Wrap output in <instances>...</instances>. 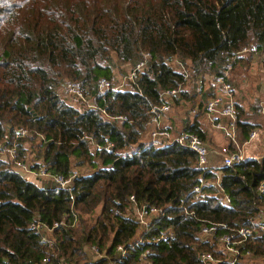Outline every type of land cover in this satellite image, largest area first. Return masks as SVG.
<instances>
[{
  "label": "trees",
  "instance_id": "16d2710c",
  "mask_svg": "<svg viewBox=\"0 0 264 264\" xmlns=\"http://www.w3.org/2000/svg\"><path fill=\"white\" fill-rule=\"evenodd\" d=\"M253 44L257 53L250 57H262L264 67V0H0V151L15 146L26 164L27 136L17 134L25 129L40 139L30 169L73 178L63 191L0 159V264H42L47 257L55 264H119L118 248L139 238L127 214L133 196L139 206L172 209L153 228L152 242L132 249L124 264H204L203 253L226 264L218 243L198 233L206 222L249 226L259 201L264 205L258 193L264 159L222 171L221 193L232 200L225 206L216 178L202 177L195 152L176 144L150 147L143 137L163 91L181 89L177 102L197 99L184 89L189 78L168 60L215 76L224 54L236 56ZM144 54L151 55L144 72L115 91L114 58L134 68ZM67 80L83 85L85 104L93 107L65 102L59 88ZM102 80L111 83L105 94ZM236 110L238 142L246 143L258 126L242 120L237 104ZM183 132L206 138L197 120ZM109 144L111 152L98 149ZM234 149L230 144L227 152ZM84 166L93 170L75 171ZM203 179L210 185L194 202ZM99 208L89 223L86 216ZM39 218L49 229L60 224L54 249L30 228ZM171 228L173 237L155 242ZM94 247L103 256L96 262ZM243 251L264 264V237L255 236Z\"/></svg>",
  "mask_w": 264,
  "mask_h": 264
},
{
  "label": "built area",
  "instance_id": "2783aa9c",
  "mask_svg": "<svg viewBox=\"0 0 264 264\" xmlns=\"http://www.w3.org/2000/svg\"><path fill=\"white\" fill-rule=\"evenodd\" d=\"M257 53V47L255 44L245 48L242 52L238 53L236 56H230L229 54H224V57H227V61L224 63L219 75H213L214 86L216 89V94L213 97H206L204 93V84L200 79H195L197 87L195 93L201 99V102L204 103L203 111L209 118L213 128L222 133L223 136L229 141V143L237 149L236 151L230 152L228 155H221L211 150L206 140L201 138L199 135L189 132H181L177 135L173 134L171 126L168 124L166 118L167 115L172 110V100L179 96L181 89L163 91L161 93L162 103L158 106H155L151 110V119L147 124L148 132V141L150 147H162L167 145H178L182 148L189 149L195 152L198 156V168L202 170L203 178L207 175L213 176L216 178V185L219 188L223 204L225 206H230L232 200L228 195L221 193V176L222 171L231 167L241 166L249 161H261L259 158L253 159L248 158L245 154L243 147L240 146L238 142V130L237 122L238 115L236 110V101H234V89L231 85L230 75L235 72V63L239 58H243L246 55H253ZM151 60L150 54H144L143 59L132 68L128 78L129 83H135V79L138 75L147 67L148 62ZM168 63H171L176 67L178 71L186 74L187 78H190V73L188 71L187 65L179 61L178 59L168 60ZM192 69V68H191ZM193 70V69H192ZM200 73L203 70L199 69ZM128 83V85H129ZM99 89L102 94H105L107 91L111 90V83L107 80H102L99 84ZM66 90L71 98L86 102V96L84 93V87L79 82H70L66 86ZM120 89L116 88L115 91ZM93 107V106H91ZM260 113L264 116V108ZM117 120L126 121L124 117H118ZM18 137H25L28 135V132L25 129H19L17 131ZM259 136L257 131H253L250 135V140H255ZM90 140H92L90 138ZM113 144H109L106 148L98 147L99 150H107L111 152L113 149ZM9 156L15 163L18 169L25 168L30 170V173H36L34 178L42 179L47 182L53 183L57 188L67 191L70 190L72 186L73 178L65 179L61 176L51 175L46 168H41L39 171H34L30 169L25 163L19 161L18 151L14 146L8 149ZM3 152L0 151V159L3 157ZM218 157L221 160V164L214 163L212 157ZM78 175L77 173H75ZM209 180L203 179L201 185L195 187L192 195L193 201H199L202 199L204 194V189L206 186H209ZM258 193L260 196L264 195V184H261ZM131 207L128 210V218L134 220L139 226V238L130 246H123L118 248V258L116 263L124 264V260L128 256L129 252L139 246L146 245L147 243L152 242L150 235L153 228L160 223L172 208L160 209L150 205H141L137 204L136 198L133 196L130 198ZM183 208V207H181ZM188 213V212H187ZM120 215V212H117ZM189 214V213H188ZM60 224H56L52 229L47 228V226L41 222L40 218L36 219L30 226L31 230L39 235L41 242L49 246L50 249H54L55 240L53 238V232L55 229H58ZM261 235L264 237V205L263 200L259 201L258 214L255 217L250 218L249 226L231 228L225 223H215V222H206L203 223V226L198 233V238L202 241H215L218 243L219 250H223L228 259L223 262L226 264H242L245 258L251 257V253L243 249L246 247V244L255 238V236ZM174 236L173 228L169 229L166 233L156 239V243L165 241ZM98 259H102L103 256L97 248L90 249ZM201 261L204 264H215V257L212 253H203L200 256ZM42 264H55L50 257H47ZM62 264V263H58Z\"/></svg>",
  "mask_w": 264,
  "mask_h": 264
},
{
  "label": "rangeland",
  "instance_id": "374dc122",
  "mask_svg": "<svg viewBox=\"0 0 264 264\" xmlns=\"http://www.w3.org/2000/svg\"><path fill=\"white\" fill-rule=\"evenodd\" d=\"M250 56L251 55H246L245 58L243 57L244 59L238 62L235 72L230 75V78L232 82L231 85L234 89V101H236L238 108L240 107V109H242L244 112L242 120L256 123V125L258 126V129H256V131L259 133V136L255 140L249 139L248 142L243 143L242 141V143L239 142V144L241 147H243L247 157L255 156L253 157V159L259 158L261 160L262 158H264V116L262 113H260V109L262 110L264 108V67L262 64V57H260L259 55L255 57ZM113 66L115 69V79L113 80L114 87L118 89H126L129 83L128 76L133 68V65L122 63L115 57L113 60ZM188 71L190 73V78L184 89L189 90L192 95L197 87L195 79L203 80L205 78V83L208 82V86L212 84V82H210L212 81L211 77L213 78V74L211 72L206 71V73H194L190 67L188 68ZM69 82L70 81L67 80L59 88V93L62 95V98L65 100V102L71 105H75L74 102H76V107H80L81 104L85 105L83 107H89V102L85 104V101L82 102L74 100L70 97L66 90V86ZM207 92L208 90L205 84L204 93ZM198 97L199 96H197L196 101H194L195 104L191 100H180L179 102L172 100V110L169 115H167L166 120H168L167 122L169 125H171L170 123L172 121V123L177 126V128H175L176 131H173L174 135H177L181 131V129L185 127L186 123L184 122V120H188V122L192 124V121L194 120L196 115L200 113V111L202 113H205L203 111L204 103L200 102L201 99H199ZM186 102L188 103L187 105H185ZM173 119H177V121ZM171 127L174 128L173 125ZM148 137V132H146L143 140L147 142ZM223 141L225 142L226 140L223 139ZM23 143L25 145L24 147L28 151V153H26V165L29 167V164L37 161L36 155L40 139L33 141V135L29 134L27 135L26 139H24ZM212 147L217 148L214 145ZM220 152H223V150ZM3 154L4 155L2 159L4 161H13L9 156L8 149L5 150ZM89 167L90 166L79 167L75 169V171L78 174H83L93 170ZM15 168L24 176H31L32 178L36 176V173L32 174L30 173V170H27L25 168L18 169L16 165ZM31 177H29V179L33 180ZM48 184L49 186H52V183L49 182ZM100 213L101 209L99 208L94 212V214L86 216V219H88L89 223L93 224V221L98 218ZM242 262L244 264H259L262 263V260L259 258L252 259L251 257H248L245 258Z\"/></svg>",
  "mask_w": 264,
  "mask_h": 264
},
{
  "label": "crops",
  "instance_id": "0c3cea01",
  "mask_svg": "<svg viewBox=\"0 0 264 264\" xmlns=\"http://www.w3.org/2000/svg\"><path fill=\"white\" fill-rule=\"evenodd\" d=\"M211 80H212V81H210V82H212V84H211L210 86H208V82L205 83V82H206V81H205V78L202 80V81H203V84H204V85L206 84V88H207V90H208V92L205 93V99H206V97H213V96H215V94H216V89H214V88H215V86H214V79H213L212 77H211ZM210 82H209V83H210ZM209 88H210V89H209ZM186 91H189V90H186ZM196 97H197V95H196ZM198 98H199V97H198ZM199 99H200V98H199ZM192 102L195 104L194 101H192ZM200 102H201V101H200ZM74 104L77 105L76 102H74ZM187 104H188V103L186 102L185 105H187ZM200 105H202V104H200ZM173 120H176V121H177V119H173ZM196 120L200 123L201 129L205 132V135H206L205 140H206L207 144L209 145V147L211 148V150L214 151V152H216V153H220V154L223 155V156L230 154L229 152H227L228 148L230 147V143H229V141L223 136L222 133L216 131V130L213 128V126H212V124H211L209 118L207 117V115H206L205 113H202V112L200 111V113H198V114L196 115V117L194 118V120L192 121V124L195 123ZM167 121H168V120H167ZM184 122L187 124V123H188V120H184ZM170 124H171L170 126H172V125L174 126V128L171 127V128H173L172 130H173V131H176L175 128H177V126L174 125V124L172 123V121H171ZM183 129H184V128L181 129L180 133L183 132ZM178 134H179V133H178ZM223 139L226 140L228 143H227L226 141L224 142ZM260 140H261V139H260ZM213 145H214L215 147H217V148L212 147ZM222 150H223V152H220V151H222ZM263 156H264V155H263ZM248 157L253 158V157H255V156H248ZM221 160H222V159H220V158H218V157H216V158H215V156L212 157V161H213L214 163H219V164H221ZM90 254H91V256H92V260H93V262H96L98 258H97L92 252H90Z\"/></svg>",
  "mask_w": 264,
  "mask_h": 264
},
{
  "label": "bare ground",
  "instance_id": "6f19581e",
  "mask_svg": "<svg viewBox=\"0 0 264 264\" xmlns=\"http://www.w3.org/2000/svg\"><path fill=\"white\" fill-rule=\"evenodd\" d=\"M129 86V85H128ZM79 101V100H78ZM85 103V102H84ZM90 106H93V105H90Z\"/></svg>",
  "mask_w": 264,
  "mask_h": 264
}]
</instances>
